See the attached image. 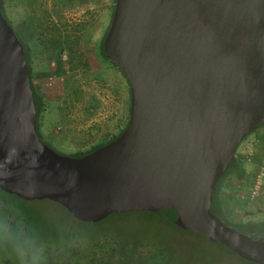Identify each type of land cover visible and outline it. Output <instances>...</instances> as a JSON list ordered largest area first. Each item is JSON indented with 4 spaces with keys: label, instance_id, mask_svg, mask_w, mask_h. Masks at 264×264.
Wrapping results in <instances>:
<instances>
[{
    "label": "water",
    "instance_id": "water-1",
    "mask_svg": "<svg viewBox=\"0 0 264 264\" xmlns=\"http://www.w3.org/2000/svg\"><path fill=\"white\" fill-rule=\"evenodd\" d=\"M164 14L186 20L202 104L209 121L215 107H223L220 119L225 115L232 124L239 123L234 149L264 123V0H116L105 43L107 57L116 62L111 44L120 28L122 33L130 26L129 21ZM132 88L136 90L133 84ZM164 150L160 149L161 166L145 159L134 106L122 136L92 153L61 155L46 145L37 130L23 45L0 10L3 192L24 201L49 200L83 223H98L116 213H154L169 203L179 223L218 245L224 257L256 264L260 253L264 264V248L255 249L258 241L242 236L226 222L192 160L179 147Z\"/></svg>",
    "mask_w": 264,
    "mask_h": 264
},
{
    "label": "rangeland",
    "instance_id": "rangeland-1",
    "mask_svg": "<svg viewBox=\"0 0 264 264\" xmlns=\"http://www.w3.org/2000/svg\"><path fill=\"white\" fill-rule=\"evenodd\" d=\"M54 1L31 8L36 1L28 0L25 9L13 1V8L4 15L28 49L31 83L39 92L37 99L63 98V104L55 105V112L48 105L41 112V140L61 155L78 156L116 140L128 120L126 84L115 70L105 71L112 64L103 56L100 45L116 0ZM106 74L111 77L105 79ZM54 113L57 118L50 122L48 115ZM67 119L74 120L81 135L74 143ZM258 175H262V185L250 198ZM0 199L7 210V224L2 227L0 209V235L8 238L14 231L23 235L27 227L19 225L20 221L39 220L53 241L49 244L58 246L49 256L40 255L27 263L22 254L19 261L13 262L0 250V264H42L43 258L49 264H77L72 257L81 256V250L82 259L88 258L84 264H240L224 257L218 245L179 223L178 213L169 203L154 213H121L103 226H89L72 219L55 203L20 206L18 200L1 192ZM218 200L232 225L264 222V125L239 145L235 168L221 183ZM26 212L32 213L25 215ZM254 248H264V241L256 242Z\"/></svg>",
    "mask_w": 264,
    "mask_h": 264
},
{
    "label": "flooded vegetation",
    "instance_id": "flooded-vegetation-1",
    "mask_svg": "<svg viewBox=\"0 0 264 264\" xmlns=\"http://www.w3.org/2000/svg\"><path fill=\"white\" fill-rule=\"evenodd\" d=\"M113 16L114 12L112 19ZM112 19L100 45L103 56L112 64L110 69L118 73L128 91V120L118 137L129 125L134 106L145 144V159L151 165L158 162L161 166L160 149L171 152L172 148H181L213 197L217 184L221 185L235 168L236 151L249 134L233 149L239 123L232 124L225 115L220 119L226 110L223 107H215L212 120H208L191 34L185 33L186 20L171 19L167 14L133 17L127 29L121 33L124 28H120L115 34L110 48L114 62L105 52ZM157 171L160 172L159 168ZM257 257L256 264H260L263 257L260 253Z\"/></svg>",
    "mask_w": 264,
    "mask_h": 264
},
{
    "label": "trees",
    "instance_id": "trees-1",
    "mask_svg": "<svg viewBox=\"0 0 264 264\" xmlns=\"http://www.w3.org/2000/svg\"><path fill=\"white\" fill-rule=\"evenodd\" d=\"M0 10H1V13L4 16V18L8 21V19L5 17L4 12L2 10L1 0H0ZM19 41H20V39H19ZM22 45H23V49H24L26 62H27V65H28V70H29V75H30V84H31L32 92H33V98H34V102H35V106H36L37 115H38V111L40 109V100H41V98L37 99V97H36V95H39V92H38V89L36 87H34L32 85V83H31V69H30V65H29L28 49L23 43H22ZM110 142H112V141H110ZM110 142H108V143H110ZM108 143H106V144H108ZM106 144H103V145H101L99 147H102V146H104ZM99 147H97L96 149H98ZM96 149H94L93 151L88 152L86 154L92 153ZM86 154H82V155H78V156H83V155H86ZM78 156H75V157H78ZM219 187H220V182L217 184V190H215V195L212 198V203H213L214 207L224 217L226 222L229 223L234 229H236L242 236H244L246 238H249L251 241H259V240L264 241V222L263 223H257V224L248 223V224H245V225H232L225 218V216L223 214V211H222V208H221V205H220L219 200H218ZM0 192L6 194L7 197H10L12 199L18 200L19 203H20V206L23 205V204H26V205L32 204L34 202H43V201L51 202L49 200L24 201V200L19 199L15 195L7 194V193L3 192L1 189H0ZM51 203H54V202H51ZM3 205L4 204L1 202V199H0V209L2 210V214H3V222H2V225L0 224L2 227L6 226V224H7V210L4 209ZM7 208H8V206H7ZM22 208H23V206H22ZM24 208H23V211H26V210H24ZM30 213H32V212H26L25 215H28ZM135 213L149 214V212H135ZM120 214L121 213L112 214V215L108 216L107 218H105L104 220H102V221H100L98 223H83V222H80V223L86 224V225H89V226H96V225L103 226V224L107 223L108 220H111V219H114L115 217L121 216ZM70 217L72 219H74L72 216H70ZM77 222H79V221H77ZM20 223H22V224H19V225H21L23 227L24 226L27 227L26 231L25 232L23 231V235H20L19 234L20 232L18 233L16 231L11 233L10 237H8V238L4 237L3 235H0V250H2L3 254H6V259H9V260H11L13 262H17V261H19V258H18L19 255L22 254L25 263H27V262H29V260H33L34 261L40 255L41 256H43V255L49 256L51 250L52 251L57 250L58 246L56 244H53V243H52L53 245L49 244V242L52 241V240L47 235L46 230L42 229L43 228V227H41V226H43V224H41L42 222L39 223V220H38V221H35L33 223H28V222H24V221L23 222L20 221ZM44 230H45V233H46L44 235L45 237L43 236V233H42ZM81 251L83 252V250H81ZM81 251H79L81 256L75 257V255H74L72 257V260L75 261L77 264H84L86 262V260L88 259V258L87 259H82V255L83 254H82ZM61 256H62V253L60 254V257ZM41 261H42V264H49V260H47L46 258L41 259Z\"/></svg>",
    "mask_w": 264,
    "mask_h": 264
},
{
    "label": "crops",
    "instance_id": "crops-1",
    "mask_svg": "<svg viewBox=\"0 0 264 264\" xmlns=\"http://www.w3.org/2000/svg\"><path fill=\"white\" fill-rule=\"evenodd\" d=\"M13 1H17L18 2V4H19V7L20 8H22V9H25L26 8V6H24L27 2H28V0H1V6H2V9H3V11H4V13L5 12H8L9 13V10L11 9V7L13 8ZM36 1V3L35 4H31L30 6H31V8L34 6V5H40V4H43L44 2H46V1H48V0H34V2ZM51 1V3H53V2H55L54 0H50ZM105 71H107V73H108V71L109 72H112L111 71V69L110 68H106L105 67ZM117 76V75H116ZM105 79H108V78H110L111 76H109V75H104L103 76ZM120 78V80L122 81V82H124L123 80H122V78L121 77H119ZM127 88V87H126ZM50 95H55V93H52V94H50ZM56 95H60V93L59 92H57L56 93ZM63 100V98H41V100H40V109H39V111H38V115H37V129H38V132H39V128H38V124H39V122H38V119H39V117L41 116V112L42 111H46V107H47V105L48 106H53V107H50L49 109L51 110V108L54 110V112L57 110V106H58V103H60L59 105H61V104H63V102H60V101H62ZM55 105H57L56 107H55ZM76 106V105H75ZM74 107V106H73ZM59 112H60V109H59ZM48 119H51V120H49L50 122L53 120V119H55V118H57V114H50V116L48 115ZM48 121V122H49ZM46 122V121H45ZM66 122L69 124V126H68V128H69V130L71 131V132H73L74 133V136H70V140H72V142H73V140H75V139H79L80 137H81V135H80V133H79V131H78V129L76 128V125H75V122H74V120H69V119H67L66 120ZM43 130H45V125H44V128H43ZM58 131H60L59 129H58ZM74 143V142H73ZM73 147H77L76 146V144H74L73 145ZM78 148V147H77Z\"/></svg>",
    "mask_w": 264,
    "mask_h": 264
},
{
    "label": "built area",
    "instance_id": "built-area-1",
    "mask_svg": "<svg viewBox=\"0 0 264 264\" xmlns=\"http://www.w3.org/2000/svg\"><path fill=\"white\" fill-rule=\"evenodd\" d=\"M256 181L252 187V189L250 190V198H254L257 195V192L259 191L261 185H262V175H258L256 177Z\"/></svg>",
    "mask_w": 264,
    "mask_h": 264
}]
</instances>
